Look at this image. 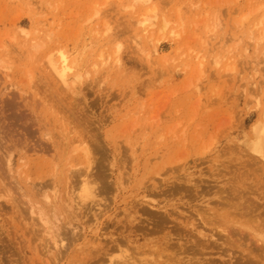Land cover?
<instances>
[{
    "label": "rangeland",
    "instance_id": "rangeland-1",
    "mask_svg": "<svg viewBox=\"0 0 264 264\" xmlns=\"http://www.w3.org/2000/svg\"><path fill=\"white\" fill-rule=\"evenodd\" d=\"M134 4L0 0V264H264V0Z\"/></svg>",
    "mask_w": 264,
    "mask_h": 264
},
{
    "label": "bare ground",
    "instance_id": "bare-ground-1",
    "mask_svg": "<svg viewBox=\"0 0 264 264\" xmlns=\"http://www.w3.org/2000/svg\"><path fill=\"white\" fill-rule=\"evenodd\" d=\"M133 1L135 2V4H134L135 6H136V3H138V4H139V5H137L138 8H139V6H140V7H143L142 9L144 10V12H140V13H139V18L137 19V23H136V24H138V25L140 26V30L143 31V36H144V38H145V39L148 38V40H151L152 32H153V30H151V29L153 28L154 24H153L152 21H150V19H148L149 16H147V12H148V10H149V9H148V8H149V3H150L151 0H133ZM131 4H132V3H131ZM132 5H133V4H132ZM130 7H131V5H130ZM132 7H133V6H132ZM146 7H147V8H146ZM144 8H146L147 10L144 9ZM138 12H139V11H138ZM165 25H166V22L163 21V26L165 27ZM133 38H134V37H133ZM137 38H138V39L135 38L136 40L134 39V41H135V44H134V45H138V46H139L140 42L143 43L142 40H143L144 38H142V37H140V38L137 37ZM145 39H144V40H145ZM257 40H258V39H257ZM257 40H256V41H257ZM145 41H146V40H145ZM142 46H143V45H142ZM141 48H142V47H140V49H141ZM142 51H143V50H142ZM60 59L62 60V63H63V64H61V65L58 66L56 63H54V61H52V60L50 59V61H48V62H49V66H50L51 70L55 73V75L59 78V80H60L64 85H67V84H68V75H67L66 72H67V70H68L69 67H67V66L65 65L66 56H65L63 53H61V54H60ZM215 59H216V58H215ZM217 61H218V60H217ZM75 78L78 79L79 76H76ZM263 113H264V112H262V115L264 116ZM256 132L258 133V130H257ZM261 133H262V132H259V133H258V136H259V137L257 136V137L260 138V139H261ZM261 141H262V142H261V145H262V146H261V148H262L261 150L264 151V140L262 139ZM259 144H260V143H259ZM254 147H255V146H254ZM83 149H85V150H84V153H85V155H87V159H88V162H89V161H90L89 159H91V158L89 157L90 154H89V152H88V149H87V147H84ZM89 151H90V150H89ZM263 151H262V152H263ZM257 152H258V150H257ZM259 152H260V151H259ZM262 155H264V154H262ZM263 157H264V156H263ZM91 161H92V160H91ZM90 163H91V162H90ZM87 178H88V177H87ZM84 179H85V178H84ZM84 179L82 178V180H84ZM82 180H81V181H82ZM86 180H89V178L86 179ZM84 181H85V180H84ZM201 181H202V180H201ZM84 183L88 184L87 181L84 182ZM242 184H243V183H242ZM194 185H195V184H194ZM197 185H198V184H197ZM197 185H195V186H197ZM153 187H154V186H153ZM158 187H159V186H158ZM197 187H198V186H197ZM157 189H158V188H157ZM217 191H218V190H217ZM234 191H235V190H234ZM197 193H198V192H197ZM200 195H201V194H200ZM219 196H220V195H219ZM221 197H223V196H221ZM221 197H220V199H221L220 201H222V198H221ZM216 198H217V200H218L219 197H216ZM223 200L226 201L225 198H224ZM220 201H219V203H221ZM224 201H223V203H224V205H225V202H224ZM230 202H231V201H230ZM219 203H218V204H219ZM231 203H233V202H231ZM146 204H148L149 206L151 205V207H149V208H151V209H153V210H155L154 208H158V207H157L158 205L156 204L155 201H153V202H151V203L146 202ZM144 205H145V204H144ZM148 205H147L146 207H148ZM226 205H227V202H226ZM226 205H225V206H226ZM234 205H235V203H234ZM234 205H233V207H234ZM219 206H220V205H219ZM225 206H224V207H225ZM230 206H232V205H230ZM230 206H229V207H230ZM238 206H239V205H238ZM153 207H154V208H153ZM222 207H223V205H222ZM222 207H221V208H222ZM224 207H223V208H224ZM233 207H230V208L233 209ZM247 207H248V206H247ZM162 208H163V206H162ZM167 208H168V207H167ZM221 208H220V209H221ZM240 208H242V207H240ZM151 209H150V210H151ZM159 209H161V208H159ZM234 209H235L236 211H237V209L239 210V208L236 209L235 207H234ZM234 209H233V210H234ZM163 210H164V208H163ZM163 210H162V211H163ZM169 210H170V209L168 208V211H169ZM233 210L231 211L232 213H233ZM241 210H243V211L245 210V212H246V209H243V208H242ZM250 210H251V212H252V209H251V208H250ZM158 211H161V210H158ZM162 211H161V212H162ZM212 211H213V210H212ZM217 211H219V210H217ZM226 211H227V210H226ZM239 211H240V210H239ZM239 211H238V212H239ZM142 212H144V211H142ZM163 212H164V211H163ZM171 212H172V211H171ZM215 212H216V211H215ZM231 212H229V213H231ZM245 212L243 213V216H245L244 214H246V216H247V213H245ZM168 213H169V212H168ZM224 213H225V212H224ZM235 213H236L235 215H238L240 212H239L238 214H237V212H235ZM92 214H93V213H92ZM141 215H142V214H141ZM161 215H162V214H161ZM164 215H165V214H164ZM198 215H199V218H200L199 220H201V221L203 222V228L206 227V226H204V225H207V227H208V226H210V225H213V226H214V224H215V225L217 224L216 222H215L214 224L212 223V222H214V220H215V219H214V220H211V219H210L211 217H213L212 214H211L212 216L210 215L211 217H208V219H209L210 221H212L210 224L207 223V221H209L208 219H207V221H205V220H203V218L201 217V214H200V213H198ZM198 215H197V216H198ZM228 215H230V214H228ZM233 215H234V213H233ZM235 215H234V216H235ZM249 215H250V213H249ZM249 215H248V216H249ZM253 215H255V214L252 213V214L250 215V216H252V217L249 216L252 220L254 219V218H253ZM93 216L95 217V214H93ZM204 216H205V215H204ZM214 216H215V215H214ZM234 216H233V217H234ZM238 216H242V213H240V215H238ZM238 216H237V217H238ZM162 217H163V215H162ZM164 217H165V216H164ZM205 217H206V216H205ZM217 217H218V216L216 215V219H218ZM226 217H227V216H226ZM231 217H232V214H231ZM233 217H232V219H233ZM249 217H247V219H248ZM149 218H150V217H149ZM206 218H207V217H206ZM206 218H204V219H206ZM214 218H215V217H214ZM241 218H242V217H241ZM243 218H244V217H243ZM258 218L260 219V217H258ZM258 218H257V219H258ZM146 219H147V218H146ZM263 219H264V218H263ZM263 219H261V220H263ZM147 220H148V219H147ZM169 220H170V219H169ZM229 220H230V219H229ZM234 220H235V219H234ZM234 220H233V221H234ZM237 220H238V219H237ZM248 220H249V219H248ZM252 220H251V221H252ZM255 220H256V219H255ZM261 220H260L259 222H261ZM216 221H219V219L216 220ZM241 221H242V220H241ZM246 221H247V220H246ZM251 221H249V222H251ZM263 221H264V220H263ZM263 221H262V223H263ZM151 222H152V221H151ZM161 222H162V221H161ZM171 222H172V221H171ZM187 222H188V221H187ZM195 222H196V221H195ZM244 222H245V221H244ZM253 222H254V221H253ZM253 222H252V223H253ZM149 223H150V222H149ZM183 223H184V222H183ZM196 223H198V222H196ZM218 223H219V222H218ZM222 223H223V221L221 222V224L219 223L220 225L216 226V228L218 229V231H219L222 235H224V236H222V235H221V236H222V237H225V239H224L223 241L221 240V242H220V241H218L217 238L214 236L215 234H214V235L212 234V235H210V238H211V239H209V240H211V242L213 241V242H214L213 244L216 245V244L218 243V244H220V246H221L222 248H225V249L228 248V249L231 250V251H233V250H232L233 248H235V249L237 248V250H238V249L241 250V249H242V243H240V240H239V239H238L237 241L234 240V239H233V237H234V236H233V235H234L233 232H232V233H229V232H231V231L228 232V229H225V228H229V227H227V226H229V225H227L225 228H222V227H221ZM224 223H225V222H224ZM232 223H233V224H238V226H240V227L247 228V230H248V228H249V229L252 228V227L249 226V224H247L248 222H246V223H244V224L239 223V222H238V223H236V222H232ZM252 223H251V224H252ZM160 224H162V223H160ZM178 224H180V223H178ZM184 224H185V223H184ZM192 224H194V223H192ZM106 225H107V224H106ZM135 225H136V224H135ZM140 225L142 226L143 224H140ZM146 225H147V224H146ZM173 225L176 227L177 224H175V222H174ZM173 225H172V227H171V226H169V227L173 228ZM180 225H181V224H180ZM223 225H224V224H223ZM263 225H264V224H263ZM141 226H140V227H141ZM160 226H161V225H160ZM164 226H165V225H164ZM178 226H179V225H178ZM189 226H190V225H189ZM256 226H257V225H256ZM259 226H261V224H259L258 227H259ZM144 227H145V226H144ZM175 227H174V228H175ZM194 227H195V225L193 226V228H194ZM214 227H215V226H214ZM258 227H255L256 230L259 229V228H261V227H259V228H258ZM230 228H231V225H230ZM230 228H229V229H230ZM232 228H233V227H232ZM232 228H231V229H232ZM255 228H254V229H255ZM158 229L161 230V228H159V227L157 228V230H158ZM177 229H178V228H177ZM188 229H189V228H188ZM195 229H196V228H195ZM204 229H205V228H204ZM204 229H203V230L200 229L201 231H195V234L198 232V234H199L200 237H204V236L206 235L204 232H202V231H204ZM207 229L209 230V228H207ZM234 229H236V228L234 227ZM240 229H241V228H240ZM261 229L263 230V228H261ZM184 230H185V229H184ZM184 230H182V231H184ZM193 230H194V229H193ZM236 230H237V229H236ZM241 230H243V228H242ZM241 230H240V231H241ZM252 230H253V228H252ZM256 230H255V233H256V234H254L253 237L256 238V241H257L258 243L260 242L259 246H261V245H263V244H261V243H264V236L262 235L263 233L261 234V232H258L260 229H259L258 231H256ZM145 231H146V230H145ZM145 231H144V232H145ZM178 231H181V230H178ZM218 231H217V232H218ZM233 231L236 232L235 230H233ZM237 231H239V230H237ZM243 231H244V230H243ZM245 231H246V230H245ZM250 231H251V230H250ZM167 232H168V231H167ZM192 232L194 233V231H191V233H192ZM212 232H213V231H212ZM217 232H215V233H217ZM262 232H263V231H262ZM172 233H174V232L172 231ZM172 233H171V234H172ZM176 233H178V232L176 231V232H175V235H176ZM193 233H192V234H193ZM210 233H211V232H210ZM213 233H214V232H213ZM228 233H229V234H232L233 237L230 236ZM236 233H237V232H236ZM248 233H249V232H248ZM166 234H168V233H166ZM179 234H182V233H179ZM179 234H178V235H179ZM188 234H189V233H188ZM192 234H191V235H192ZM195 234H194L193 237H192L193 239L195 238ZM238 234H239V233H238ZM242 234H243V233H242ZM163 235H164V234H163ZM168 235H169V234H168ZM184 235H185V232H184ZM191 235L189 234V237H190ZM196 235H197V234H196ZM218 235H219V234H218ZM244 235H245V234H244ZM169 236H170V235H169ZM169 236H168V237H169ZM171 236H172V239H173V235H171ZM176 236H177V235H176ZM180 236H181V235H180ZM185 236H186V238H187L188 235L186 234ZM185 236H183V237H181V238H184ZM208 236H209V235H208ZM219 236H220V235H219ZM219 236H218V237H219ZM221 236H220L219 238H221ZM247 236H248V235H247ZM164 237H165V236H164ZM189 237H188V238H189ZM161 238H162V237H161ZM174 238H175V237H174ZM181 238H180V239H181ZM190 238H191V237H190ZM234 238H235V237H234ZM245 238H246V237H245ZM111 239H112V238H111ZM111 239H110V240H111ZM115 239H116V238H115ZM118 239H119L120 241L122 240L121 237H118ZM118 239H116V240H112V241H111L112 244H113V249H114L115 245L118 246V247H121V246H120V243H119V245H118ZM165 239H166V238H165ZM178 239H179V237H178ZM236 239H237V238H236ZM241 239H242V238H241ZM170 240H171V239H170ZM175 240H176V239H175ZM182 240H183V239H182ZM253 240H255V239H253ZM120 241H119V242H120ZM153 241H154V240H153ZM167 241H168V240H167ZM173 241H174V240H173ZM177 241H178V240H177ZM188 241H190V240H188ZM194 241H196V240L194 239ZM198 241H199V239H198ZM200 241H201V239H200ZM200 241H199V242H200ZM121 242H124V244H128V243H129V240H127L126 238H123V241H121ZM151 242H152V241H151ZM155 242H156V241H155ZM158 242H159V241H158ZM179 242H180V241H179ZM184 242H185V241H184ZM196 242H197V241H196ZM199 242H197V243H199ZM202 242H203V241H201L200 243H202ZM252 242H253V241H252ZM257 242H256V245L258 246V243H257ZM156 243H157V242H156ZM175 243H177V242H175ZM190 243H191V242H190ZM190 243L188 242V244H190ZM197 243L195 244V242H194V246H195V245L197 246ZM254 243H255V241H254ZM145 244H146V243H145ZM163 244H164V242H162V245H163ZM169 244H170V243H168V245H169ZM178 244H179V243H178ZM183 244H184V243H183ZM203 244H204V243H203ZM243 244H244V242H243ZM121 245L124 246L122 243H121ZM164 245H165V244H164ZM164 245H163V247H161V248H165ZM171 245L174 246L175 244H170V246H167L166 248L170 247V248L172 249V246H171ZM185 245H186V244H184L183 247H184ZM191 245H192V244H191ZM200 245H202V244H200ZM244 245H245V244H244ZM146 246H148V245H146ZM153 246H154V245H153ZM178 246H179V245H178ZM178 246H175V247L177 248ZM186 246H187V245H186ZM220 246H218V247H220ZM248 246H249V245H248ZM128 247H129V246L127 245V248H128ZM144 247H145L144 245H143V247L141 246V249L144 248ZM149 247L151 248V246H149ZM157 247H159V246H157ZM180 247H181V245H180L179 248H178L179 250H180ZM197 247H198V246H197ZM199 247H200V246H199ZM199 247H198V248H199ZM201 247L204 248V245L201 246ZM201 247L199 248L200 250H201ZM205 247H206V246H205ZM246 247H247V246H246ZM105 248H106V247H105ZM108 248L111 249L112 247L109 246ZM115 248H116V247H115ZM152 248H153V247H152ZM152 248H151V250H152ZM154 248H155V247H154ZM170 248H168L169 251L171 250ZM176 248H174V249H176ZM184 248H185V247H184ZM244 248H245V247H244ZM259 248H260V249H262V248L264 249V245L261 246V247H259ZM259 248H258V249H259ZM102 249H103V248H102ZM139 249H140V248H138V250H139ZM146 249H148V248H146ZM205 249H207V248H205ZM235 249H234V250H235ZM248 249H249V248H248ZM253 249H254V248H253ZM122 250H123V249H122ZM151 250H150V251H151ZM153 250H154V249H153ZM153 250H152V251H153ZM155 250H156V248H155ZM159 250H160V248H159ZM164 250H165V249H164ZM172 250H173V249H172ZM172 250H171V251H172ZM179 250H178V251H179ZM185 250H186V249H185ZM210 250H211V248H210ZM217 250H218V249H217ZM104 251H105V250H104ZM148 251H149V250H148ZM157 251H158V250H157ZM165 251H167V250H165ZM169 251H168V252H169ZM173 251L176 252L177 250H173ZM178 251H177V252H178ZM182 251H183V249H182ZM203 251H204V250H203ZM205 251H206V250H205ZM211 251H212V250H211ZM242 251H247V250L242 249ZM249 251H251V248H250ZM252 251H253V250H252ZM124 252H125V250H124ZM140 252H141V251H140ZM206 252H207V251H206ZM208 252H210V251H208ZM208 252H207V253H208ZM223 252H226V251H223ZM223 252H222V253H223ZM247 252H248V251H247ZM263 252H264V250H263ZM102 253H103V252H102ZM180 253H181V251H179V255H181ZM203 253H204V252H203ZM203 253H202V254H203ZM213 253H214V252H213ZM251 253H252V252H251ZM125 254H126V253H125ZM160 254H161V253H160ZM162 254H163V253H162ZM171 254H172V253H171ZM177 254H178V253H177ZM183 254H184V252H183ZM185 254H186V252H185ZM185 254H184V257H185ZM198 254H199V253H198ZM204 254H205V253H204ZM229 254H230V253H229ZM194 255H195V253L193 254V256H194ZM227 255H228V254H227ZM250 255H251V254H250ZM161 256H162V255H161ZM161 256H160V257H161ZM168 256H169V253H168ZM171 256H172V255H171ZM171 256H170V257H171ZM175 256H176V255H175ZM181 256H182V255H181ZM188 256H189V254H187L186 257H188ZM190 256L193 257L192 255H190ZM195 256H196V255H195ZM207 256H208V254H207ZM230 256H231V255H230ZM255 256H256V258H258L257 255H255ZM259 256H260V255H259ZM164 257H165V255H164ZM170 257H169V258H170ZM173 257H174V255H173ZM173 257H172V258H173ZM182 257H183V256H182ZM125 258H127V259L129 258L128 254H127V257L125 256ZM131 258H132V257H131ZM151 258H152V257H151ZM151 258H150V259H151ZM175 258H177V257H175ZM179 258H180V257H179ZM189 258H190V257H189ZM197 258H198V257H197ZM200 258H202V257H200ZM230 258H232V256H231ZM230 258H229V259H230ZM253 258H255V257H253ZM186 259H187V258H186ZM186 259H185V260H186ZM193 259H194V258H193ZM229 259H228V260H229ZM258 259H259V258H258ZM258 259H256V260H258ZM129 260H130V259H129ZM129 260H128V261H129ZM173 260H174V259H173ZM176 260H177V259H176ZM176 260H174L175 263H176ZM183 260H184V259L179 260V261H183ZM190 260H191V259H190ZM204 260L207 261V259H204ZM241 260H242V259H241ZM245 260H246V258H245ZM245 260H244V261H245ZM126 261H127V260H125V262H126ZM128 261H127V263H128ZM138 261H139V260H138ZM170 261H171V259H170ZM187 261H188V260H187ZM196 261H197V260H196ZM196 261H193V262L196 263ZM201 261H202V260H201ZM226 261H227V260H226ZM259 261H260V260H259ZM119 262H120V261H119ZM131 262H132V261H131ZM163 262L168 263L169 260L166 258V259H164L163 261L156 262V260L151 259V261H149V264H163ZM188 262H189V261H188ZM193 262H192V263H193ZM197 262H199V261H197ZM228 262H229V261H228ZM245 262H247V261H245ZM127 263H126V264H127ZM129 263H130V262H129ZM129 263H128V264H129ZM134 263H135V262H134ZM138 263H139V262H138ZM204 263H205V262L202 261V264H204ZM210 263H211V262H210ZM249 263H250V262H249ZM130 264H131V263H130ZM132 264H133V263H132ZM135 264H136V263H135ZM144 264H145V263H144ZM169 264H174V263H169ZM178 264H180V263L178 262ZM181 264H182V263H181ZM184 264H185V263H184ZM188 264H190V263H188ZM197 264H198V263H197ZM199 264H201V263H199ZM208 264H209V262H208ZM221 264H222V263H221ZM236 264H237V263H236Z\"/></svg>",
    "mask_w": 264,
    "mask_h": 264
}]
</instances>
